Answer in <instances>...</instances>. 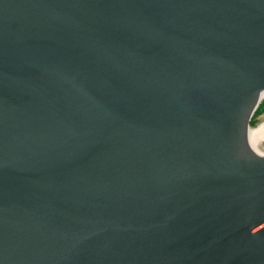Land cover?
<instances>
[{"label":"water","instance_id":"water-1","mask_svg":"<svg viewBox=\"0 0 264 264\" xmlns=\"http://www.w3.org/2000/svg\"><path fill=\"white\" fill-rule=\"evenodd\" d=\"M264 0H0V264H264Z\"/></svg>","mask_w":264,"mask_h":264},{"label":"bare ground","instance_id":"bare-ground-1","mask_svg":"<svg viewBox=\"0 0 264 264\" xmlns=\"http://www.w3.org/2000/svg\"><path fill=\"white\" fill-rule=\"evenodd\" d=\"M264 96V91L261 92L260 97ZM246 142L250 150L260 156H264V123L257 128H251L246 134Z\"/></svg>","mask_w":264,"mask_h":264},{"label":"rangeland","instance_id":"rangeland-1","mask_svg":"<svg viewBox=\"0 0 264 264\" xmlns=\"http://www.w3.org/2000/svg\"><path fill=\"white\" fill-rule=\"evenodd\" d=\"M260 107L258 108V111L255 110V116H252V124H250V128H257L260 124L264 123V96L262 97L260 103ZM258 112H261L260 114L257 115ZM264 146V145H263Z\"/></svg>","mask_w":264,"mask_h":264},{"label":"trees","instance_id":"trees-1","mask_svg":"<svg viewBox=\"0 0 264 264\" xmlns=\"http://www.w3.org/2000/svg\"><path fill=\"white\" fill-rule=\"evenodd\" d=\"M259 105H260V104H259ZM259 105H258L256 111H258V108L260 107ZM260 113H261V112H258L257 115L260 114ZM254 114H255V113H254ZM254 114H253V115H254ZM254 116H255V115H254ZM251 122H252V119H251V121H250V124H252Z\"/></svg>","mask_w":264,"mask_h":264}]
</instances>
